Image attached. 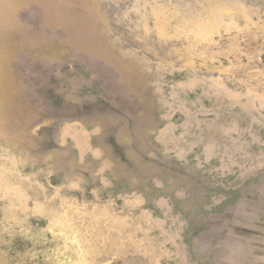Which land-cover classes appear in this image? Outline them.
Instances as JSON below:
<instances>
[{"label":"rangeland","instance_id":"374dc122","mask_svg":"<svg viewBox=\"0 0 264 264\" xmlns=\"http://www.w3.org/2000/svg\"><path fill=\"white\" fill-rule=\"evenodd\" d=\"M0 264H264V0H0Z\"/></svg>","mask_w":264,"mask_h":264},{"label":"bare ground","instance_id":"6f19581e","mask_svg":"<svg viewBox=\"0 0 264 264\" xmlns=\"http://www.w3.org/2000/svg\"><path fill=\"white\" fill-rule=\"evenodd\" d=\"M78 79H79V78H78ZM82 80H83V79H82ZM76 89H77V88H76ZM76 89H75V90H76Z\"/></svg>","mask_w":264,"mask_h":264}]
</instances>
